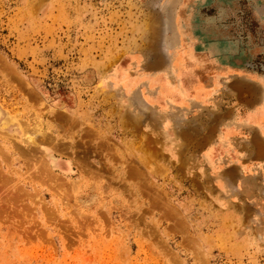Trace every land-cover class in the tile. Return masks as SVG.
I'll return each mask as SVG.
<instances>
[{"label": "rangeland", "instance_id": "1", "mask_svg": "<svg viewBox=\"0 0 264 264\" xmlns=\"http://www.w3.org/2000/svg\"><path fill=\"white\" fill-rule=\"evenodd\" d=\"M200 36L264 76V0H0V264H264V219L162 137L184 63L232 52Z\"/></svg>", "mask_w": 264, "mask_h": 264}, {"label": "crops", "instance_id": "2", "mask_svg": "<svg viewBox=\"0 0 264 264\" xmlns=\"http://www.w3.org/2000/svg\"><path fill=\"white\" fill-rule=\"evenodd\" d=\"M205 37L195 42V51L232 52L196 56L182 66L176 88L162 90V137L171 139L163 143L190 153L185 160L202 167L226 209L264 219V76L241 69L244 48L238 44ZM189 66L205 73L194 74Z\"/></svg>", "mask_w": 264, "mask_h": 264}, {"label": "bare ground", "instance_id": "3", "mask_svg": "<svg viewBox=\"0 0 264 264\" xmlns=\"http://www.w3.org/2000/svg\"><path fill=\"white\" fill-rule=\"evenodd\" d=\"M144 30H145V29H144ZM8 120H9V118H8ZM10 122H11V121H10ZM10 122H9V123H10ZM12 122H13V121H12ZM22 127H23V126H22ZM33 128H34V129H33V130H34V133H38V132H40V130H39L37 127H36V128L33 127ZM31 130H32V129H30V131H31ZM27 131H28L27 129H24V130L22 131V132H23L22 134L25 136V137H24V140H25V141L27 140V141H28V144L33 145V147H34V145H38L40 142H43V140L45 141V138H44L43 135H42V138H39V140H38V139L35 138V136H33V135L31 136V134H27ZM137 132H138V131H137ZM138 135H139V133H138ZM138 135H137V136H138ZM147 135H148V134H147ZM179 140H180V139H179ZM47 142H48V141H47ZM182 142H183V141H182ZM27 146H28V145H27ZM21 147H23V146H21ZM37 147H38V146H37ZM17 148H18V147H17ZM19 150H21V149H19ZM19 150H18V151H19ZM19 152H20V151H19ZM25 152H26V151H25ZM32 154H33V153H32ZM25 155H27V154H24V156H25ZM28 155H29V152H28ZM32 156H33V155H32ZM32 156H31V157H32ZM50 156H51V155H50ZM27 157H28V156H27ZM34 157H36V156L34 155ZM29 158H30V157H29ZM29 158H28V159H29ZM37 158H38V157H37ZM37 158H36V159H37ZM116 158H117V157H116ZM33 159H34V158H33ZM36 159H35V160H36ZM39 159H40V158H39ZM27 161H28V160H27ZM36 161H37V160H36ZM37 162H38V161H37ZM37 162H36V163H37ZM30 163H31V162H30ZM33 163H34V161H33ZM133 163H134V162H133ZM34 164H35V163H34ZM38 166H39V164H38ZM42 166H43V165H42ZM40 167H41V166H40ZM28 169H29V168H28ZM42 169H43V168H42ZM44 170H45V169H44ZM28 171H29V170H28ZM35 171H36V168H35ZM29 173H30V172H29ZM36 173H37V171H36ZM45 173H46V171H45ZM135 173H136V172H135ZM30 174H31V173H30ZM41 174H43V172H41ZM1 175H2V172H1ZM39 175H40V174H39ZM44 175H45V174H44ZM44 175H43V177H44ZM34 176H35V174H34ZM1 177H2V176H1ZM24 177H25V176H24ZM43 177H42V178H43ZM45 177H46V176H45ZM256 177H257V176H256ZM2 178H3V177H2ZM6 178H7V177H6ZM6 178H5V179H6ZM40 179H41V177H40ZM41 180H42V179H41ZM52 180H53V179H52ZM52 180H51V182H52ZM43 181H44V180H43ZM43 181H42V182H43ZM2 182H3V181H1V183H2ZM12 182H13V181H12ZM6 183H7V182H6ZM52 183H53V182H52ZM4 184H5V182H4ZM49 184H50V183H49ZM8 185H9V184H8ZM8 185H7V186H8ZM51 185H52V184H51ZM51 185H49V186H51ZM0 186H1V185H0ZM19 187H20V186H19ZM254 187H255V186H254ZM5 189H6V188H5ZM16 189H17V187H16ZM51 190H52V189H51ZM0 191H1V190H0ZM2 191H3V190H2ZM16 191H18V190H16ZM21 191H22V189H21ZM23 191H24V190H23ZM3 192H4V191H3ZM8 192H9V191H8ZM14 192H15V191H14ZM24 192H25V191H24ZM24 192H23V193H24ZM25 194H26V193H25ZM3 195H5V194H3ZM18 196H19V195H18ZM13 197H14V196H13ZM13 197H12V198H13ZM16 197H17V196H16ZM1 199H2V198H1ZM7 199H8V198H7ZM16 199H18V198H16ZM11 200H12V199H11ZM14 200H15V199H14ZM14 200H13V201H14ZM18 200H19V199H18ZM16 201H17V200H16ZM7 202H8V201H7ZM14 202H15V201H14ZM14 202H13V204H14ZM18 202H19V201H18ZM19 203H20V202H19ZM14 205H15V204H14ZM14 205H13V206H14ZM16 207H17V206H16ZM22 207H23V206H22ZM25 211H26V210H25ZM3 213H4V212H3ZM15 213H16V212H15ZM7 214H8V213H7ZM11 214H12V213H11ZM19 216H20V215H19ZM6 217H7V216H6ZM52 217H53V216H52ZM20 223H21V222H20ZM27 238H28V237H27ZM33 238H34V237H33Z\"/></svg>", "mask_w": 264, "mask_h": 264}, {"label": "snow or ice", "instance_id": "4", "mask_svg": "<svg viewBox=\"0 0 264 264\" xmlns=\"http://www.w3.org/2000/svg\"><path fill=\"white\" fill-rule=\"evenodd\" d=\"M225 183H227V178H225Z\"/></svg>", "mask_w": 264, "mask_h": 264}]
</instances>
